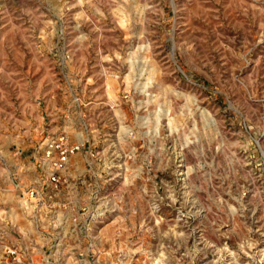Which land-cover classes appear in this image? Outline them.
I'll use <instances>...</instances> for the list:
<instances>
[{
  "label": "rangeland",
  "instance_id": "374dc122",
  "mask_svg": "<svg viewBox=\"0 0 264 264\" xmlns=\"http://www.w3.org/2000/svg\"><path fill=\"white\" fill-rule=\"evenodd\" d=\"M0 264H264V0H0Z\"/></svg>",
  "mask_w": 264,
  "mask_h": 264
},
{
  "label": "built area",
  "instance_id": "2783aa9c",
  "mask_svg": "<svg viewBox=\"0 0 264 264\" xmlns=\"http://www.w3.org/2000/svg\"><path fill=\"white\" fill-rule=\"evenodd\" d=\"M81 150V145H69L64 136L54 139L49 144H47L45 158L51 166L52 171L49 174V180L55 188H58L63 181L60 171L65 168L70 158L79 153ZM55 154H57L56 158H54ZM25 194L28 201L42 197L39 190L34 188L26 189ZM9 254L14 256L16 255V251L10 250Z\"/></svg>",
  "mask_w": 264,
  "mask_h": 264
},
{
  "label": "crops",
  "instance_id": "0c3cea01",
  "mask_svg": "<svg viewBox=\"0 0 264 264\" xmlns=\"http://www.w3.org/2000/svg\"><path fill=\"white\" fill-rule=\"evenodd\" d=\"M78 154H79V153H77L76 155L72 156V157L70 158V160H71V159H76V158L78 157ZM70 160H69L68 164L65 166V168H64L63 170L60 171L61 175L66 174V172H67L68 170H69V171H72V170H78V169H80V168H79V167H80V164L78 163V161L75 160L76 162H74L73 164H70Z\"/></svg>",
  "mask_w": 264,
  "mask_h": 264
}]
</instances>
